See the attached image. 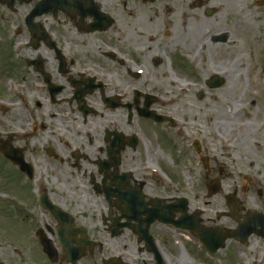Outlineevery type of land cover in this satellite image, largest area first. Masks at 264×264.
<instances>
[{"label":"flooded vegetation","instance_id":"flooded-vegetation-1","mask_svg":"<svg viewBox=\"0 0 264 264\" xmlns=\"http://www.w3.org/2000/svg\"><path fill=\"white\" fill-rule=\"evenodd\" d=\"M262 22L264 0H0V155L27 190L25 205L0 201L20 237L0 264H218L231 248L264 264L262 176L216 170L209 121L188 115L214 75L258 82L223 46ZM227 179L214 220L197 206ZM250 215L262 234L222 248Z\"/></svg>","mask_w":264,"mask_h":264},{"label":"rangeland","instance_id":"rangeland-1","mask_svg":"<svg viewBox=\"0 0 264 264\" xmlns=\"http://www.w3.org/2000/svg\"><path fill=\"white\" fill-rule=\"evenodd\" d=\"M244 25L245 29L241 32L242 41L240 45L234 47L228 43L223 46L224 58L226 66L237 63L236 69L231 68L234 75L249 73V71H246L251 69L249 65L256 63L257 77H253L252 80H258L257 85L251 83L250 88L245 90L241 89L243 84H239L240 91H238L235 87V77L232 83H228L224 88L209 94L207 99L200 104L197 103L188 111L190 117H204L209 121V136L206 141L210 156L215 160L216 170L224 169L226 178L238 174L243 183H245L246 176L253 175L256 172L264 180V168L259 169L257 163V160L260 161L264 154L260 150L255 153V146H261L258 149L264 151V74L261 73V70L264 69V22L252 25L244 23ZM241 60L242 65L240 66ZM245 66L247 67L245 68ZM2 123L8 128V118H4ZM252 160L256 165L250 166ZM262 161H264V158H262ZM262 166L264 167V163ZM11 168L10 164L0 155V198L3 202L9 201L11 198L13 202L21 204L26 202L22 197L26 196L27 190L22 186L16 188L13 186L15 177H12V175H15L12 173ZM214 177H219L217 172L211 175V180ZM225 183L226 187H223L222 193L210 198V200L205 199L202 205L197 206L209 218L214 220H216L217 213L221 210H227L223 195L227 193V185L231 182L227 179ZM7 186L8 188H6ZM9 190H15L18 193L17 197L14 191L9 193ZM36 192L37 190L34 189L33 194H36ZM246 197L250 207L249 193ZM206 203L209 204L204 205ZM221 224L231 226L233 223L222 220ZM14 226L15 223L10 220V210L7 207L0 206V257L3 259L11 252L12 244H10L9 237L16 240L20 239L16 235ZM233 249L235 248H231L233 254L228 250L223 257L214 259V261H218V264H242L244 256L239 257L237 255L238 259L234 255L236 250Z\"/></svg>","mask_w":264,"mask_h":264},{"label":"water","instance_id":"water-1","mask_svg":"<svg viewBox=\"0 0 264 264\" xmlns=\"http://www.w3.org/2000/svg\"><path fill=\"white\" fill-rule=\"evenodd\" d=\"M4 149V148H3ZM216 188H214V190H215Z\"/></svg>","mask_w":264,"mask_h":264}]
</instances>
